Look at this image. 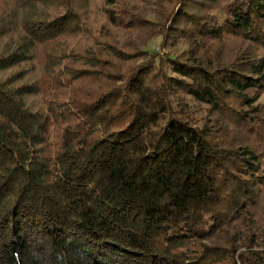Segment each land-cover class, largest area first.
I'll use <instances>...</instances> for the list:
<instances>
[{
  "label": "trees",
  "instance_id": "1",
  "mask_svg": "<svg viewBox=\"0 0 264 264\" xmlns=\"http://www.w3.org/2000/svg\"><path fill=\"white\" fill-rule=\"evenodd\" d=\"M93 8L0 0V264H264V0Z\"/></svg>",
  "mask_w": 264,
  "mask_h": 264
},
{
  "label": "rangeland",
  "instance_id": "2",
  "mask_svg": "<svg viewBox=\"0 0 264 264\" xmlns=\"http://www.w3.org/2000/svg\"><path fill=\"white\" fill-rule=\"evenodd\" d=\"M146 2H143L142 6L145 4ZM99 4H101V0H94V8L96 11V16H95V21L93 24H95L96 26L99 25L102 21V15H101V11H100V8H97V6H99ZM142 8V7H141ZM149 49L153 52L155 50H158L160 51V54L161 53H168L169 55L171 56H176L178 55L185 47L184 44L180 43L178 45H176L175 47H171V48H165V49H161L160 46H159V39L158 40H153L151 42H149V45H148ZM162 55L164 58H165V55Z\"/></svg>",
  "mask_w": 264,
  "mask_h": 264
}]
</instances>
